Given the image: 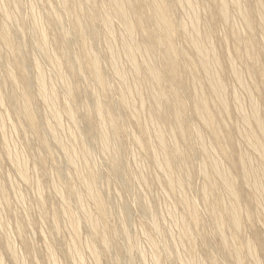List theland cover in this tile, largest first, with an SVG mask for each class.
<instances>
[{"label": "bare ground", "instance_id": "6f19581e", "mask_svg": "<svg viewBox=\"0 0 264 264\" xmlns=\"http://www.w3.org/2000/svg\"><path fill=\"white\" fill-rule=\"evenodd\" d=\"M42 1L48 3L47 9H45L46 12L44 11L46 18L43 19L42 16L35 15L37 12L40 15L41 11L34 9L36 11L33 13L34 17L31 16L34 20H32L33 22L30 21L33 23L32 26L35 31L29 43L37 50L39 56H34L30 60L31 65L34 66L37 72L36 77L33 79L26 74L22 65L23 45L15 42V34L19 36L22 33L23 37L26 35L23 34L24 29L22 27L25 18L24 22H20L21 19L18 22L17 15L14 16V12L11 13L14 9L11 8V12L7 8L4 9L5 4H1L3 6L0 7V10L1 8L4 9V11H1L5 16L4 20L0 21V60L5 59V68L0 75L13 87V94L8 97L13 115L24 117L27 128L41 135L33 107L32 85L35 81L36 86L39 87V98L46 104V107L48 105L49 116L54 119L55 124L49 119L47 120L51 138L65 152L66 158L73 169L77 167L79 158L84 160L85 164H88V157L91 156L90 150L84 143L83 133L79 130L80 119L75 114L77 107H75L73 101L69 100L77 95L80 87L77 83L73 85L70 82V78L63 67L65 66L75 77H81L85 73L89 74L93 84L90 85L88 94L94 100V109L92 110L93 115H91L92 112L89 111L88 106L82 104L85 107L84 109L87 108L84 119L90 130L98 133L103 153L112 152L109 158L111 174L120 175V161L113 153L115 145L111 143V137L118 138L125 132L129 133L128 130L124 131L119 127L117 115L110 111V106L116 103L126 110L129 118L133 120L141 132V134H132L133 142L157 165L158 169L161 170L160 172L164 173L168 189L178 194L184 213L177 224L182 239L181 244L183 241L184 249L185 246L188 248L185 264H205L202 259L196 258L195 254L196 245H194L195 238L192 227H199L200 216L197 201L194 198H189L188 191H186L191 173L184 170L186 163L191 162V159L187 155L188 152L182 145V141L186 142L188 133H193L199 141L200 150L209 160L208 165L203 163L200 166V171L203 172L206 179L202 196L203 200H212L208 203V211L215 222V230L221 239L220 244L229 247L228 238L223 229L226 226L225 221L227 219L235 231L232 234V247H230L236 264H244L241 257L244 248H247L248 254L255 259L256 264H261L259 258L256 257L254 243L251 240H245L244 243H239L236 240V230H240L242 224L241 195L243 194V188L235 183L234 175L216 154V150L207 147L204 130H208L212 135L220 155L230 160L234 158L232 148L236 144V140L233 133L227 131L229 127L227 117L230 114L232 104L228 99L229 97L226 96L228 91L226 90L225 73L229 70L238 81V84L242 86L241 88L248 89L246 92L250 96V111H248L241 97L233 93L235 95L233 106L237 110L240 121L239 124L234 125V129L242 137L247 149L256 155V160L258 159L256 167L253 166L252 157L249 154L245 151L239 154L238 162L241 165V177L250 185L251 192L247 198L248 202L254 204L253 206H256V208H264V114L260 109L259 100L250 90L249 85H246L248 83L242 79L243 71H246L249 76L261 75L264 80V71L261 65L264 63V44L261 45L262 42L260 43L261 40L258 35L259 33L264 39V0H203L202 3L199 0H58V7H55L49 0ZM30 3L33 6L35 2ZM96 3H100L101 7L96 8ZM199 3L202 4L207 13L210 12L209 15L207 14L208 18L206 20V17L204 18L206 25L204 28L202 27L203 29L200 28ZM5 6L7 7V5ZM180 8L187 16L186 21L177 20L175 17L174 13ZM29 9L31 12L33 8ZM237 15L243 21L245 29L243 33L242 29L236 28V19L233 20L234 22L232 21L233 16ZM219 22L230 25L229 35H227L236 45V55L243 60L244 68L237 66L235 57L230 54L229 50H227L228 52L225 50L221 52L214 43L213 31ZM115 23L123 31L122 34L118 30L122 34L121 37H123L120 39L122 40V46H120L125 54L124 56H127L129 61L130 72L120 65L121 52L115 50L118 46H114L115 42L113 44L114 39L118 37L116 36ZM49 27L58 28L59 34L51 38L48 31ZM71 34L79 41V46L75 50L70 41ZM225 35L224 38H227L228 36L225 37ZM102 37L108 40L106 55L109 68L118 79V83L121 84L119 88H115L118 96L114 99L107 95L114 87L108 80L106 70L103 69L101 55L95 50L96 44ZM182 41L187 45L182 44ZM156 53L159 54L158 57ZM224 59L226 62L222 66ZM42 62L52 65L56 78L54 80H57L58 85L68 98V100H64L61 106L58 101L59 93L56 83L51 82L52 80L49 81L50 83L48 82L53 71L52 74H48V76L50 74L51 76L47 78L48 72L46 73L43 69ZM184 73L190 75L189 80L184 79ZM129 74L133 77L132 82L128 80ZM2 84L0 82V104L4 102L5 96ZM92 85L96 86L95 88L99 91H96L95 88L90 91ZM98 92L104 94V99L99 97ZM259 95L264 100V83ZM144 96L150 101L148 118H144L141 109L135 107L137 98L142 99L141 107H146ZM187 99L191 103V112L197 117L201 126L195 127L186 123ZM133 107L137 109L132 110ZM63 113L68 116L70 123H72L70 125L72 127H69L70 145H67L60 138L57 131L60 125L62 128ZM161 118L163 120L171 119L172 126L164 127L161 124ZM8 121H12L10 123L12 127L23 129L21 124H15L10 113L6 110V113L0 116V128L3 129ZM150 127L153 128L152 138L149 134L151 132ZM0 143L5 148V153L10 162H13L18 176L20 175L24 180L29 181V170L26 167L28 161L23 151L9 149L6 137H3ZM41 143L47 147L46 136H41ZM78 143L82 145L80 149L75 146ZM77 168L74 170L77 172L78 177L80 176L82 179L85 192L73 189L72 194L80 204L79 211L92 234V238L98 239L100 245L106 248L110 239L101 230V220L106 221L108 219V208L97 189L98 174L88 167L85 170L79 169V171ZM210 172L216 176L214 179L211 178ZM219 185L222 188L223 195L214 197V199H212L213 197L210 198L213 192L211 190ZM36 187H38L37 191L41 190L38 184ZM63 198L61 199L64 206L62 213L53 217L54 227L59 226L58 219L60 216H66L74 234L72 245H69L71 254H76L79 261V257L84 258L81 255V248L86 246L88 250L90 249V255H93L92 257L99 263L100 252L98 248L91 241H81V237H78L80 227V221L77 219L79 218L77 217L78 214H75L68 200ZM139 202L146 209L147 204ZM38 203L44 205L42 200H39ZM86 203L94 205L95 213ZM171 209L173 210V208ZM246 214L250 215L249 211ZM171 215L174 216V214ZM154 219L151 221H154ZM157 222L150 223L154 234L159 233ZM79 235L81 234L79 233ZM127 235L128 233L125 232L126 238H128ZM148 236L150 245L154 249L155 264H161L158 240L151 233ZM204 237V241L207 242L208 236L205 235ZM256 237L264 248V236L260 232H256ZM13 246L7 241L6 251L9 252L15 264H23L17 252L14 251L15 249L12 248ZM164 246L166 248L168 246L167 249L169 250V245ZM167 249L166 252H168ZM132 250L133 247L131 252ZM50 252V263L57 264L55 252L53 250H50ZM181 254H176V256L178 255L177 259H181L179 258ZM74 255L73 258H75ZM0 258L2 259L1 254ZM207 258L211 264H218L213 255L208 254ZM22 261L24 260L22 259ZM75 262L77 261L75 260ZM80 262H84V260L81 259Z\"/></svg>", "mask_w": 264, "mask_h": 264}, {"label": "rangeland", "instance_id": "374dc122", "mask_svg": "<svg viewBox=\"0 0 264 264\" xmlns=\"http://www.w3.org/2000/svg\"><path fill=\"white\" fill-rule=\"evenodd\" d=\"M2 1H0V5H7V7L4 5V9L7 8V10L9 11L14 9L12 10V12H10H14V16L17 15L16 18L18 22L20 21V19V22H24L25 18V22L23 23L24 25L22 27L24 29L23 34H26L24 35V37L26 36V38L22 36V33L19 36L15 34V42L23 45L24 54L22 56V65L26 74L33 79L36 77L37 72L34 66L31 65L30 60L34 56H39L37 50L34 49L29 43L34 36L33 34L35 31L32 26L33 23H31L30 21L34 20V18H32L34 17L33 13L36 12L34 9H37V11L41 12L43 11V14L40 12L39 15V13L37 12L35 13V15L38 14L37 16H42L43 19L46 18L45 9H47L46 6H48V3H45L42 0H39V2L38 0H21L19 2L16 0H4L3 3ZM49 1L55 7H58V0ZM201 1L204 2L203 0H199L200 3H202ZM30 2L35 3L32 6V3ZM200 3L198 5L200 6V28L203 29L206 25L205 20L208 18L207 16L210 12L207 13V11L204 9V7H202V4ZM2 6L3 5H1L0 7ZM95 7L100 8V3H96ZM3 8H1L2 11H4ZM29 8H33L31 10L32 14ZM1 10L0 21L4 20L5 17L4 13ZM174 14L177 20H187V16L181 8L178 9V11ZM24 15H26L27 17H25ZM20 16L23 17L20 18ZM234 19H236V21ZM233 20L235 21V23L237 22V27H235L237 29L239 27V30L242 29L243 33L245 29L243 27V21H241L240 17L238 15L233 16L232 21ZM115 25L116 36L118 37H115L116 39H114L113 44L115 42L114 46H118L116 47L118 49L115 48V50H119V52H121L119 60L120 65L128 72H130V64L128 63L129 61L127 59V56H124L125 54L123 53L121 47L122 40L120 39L123 38L121 37L123 31L117 23H115ZM118 30H120L122 34H120V31ZM48 31L51 38H54L55 36H57V34H59L58 28L49 27ZM229 31V24L225 25V23L222 22L217 23L213 31L214 43L216 44L218 50L221 52L222 50H229L230 54L235 57L237 66L244 68L243 60L241 58H238L236 55V45L228 36ZM225 34H228V37ZM224 35L227 38H224ZM258 35L259 39L261 40L260 43L262 42L261 45H263L264 39L259 33ZM137 36L141 37L140 35ZM70 38L74 50L77 49L79 46V41H77L76 37H74L73 34H71ZM26 40L28 41L26 42ZM107 41L108 40H105V37H102V39L96 44L95 50L99 53V55H101L103 69L106 70L108 80L110 84H112V87H114V89L109 91L107 95L110 98L114 99L118 96L115 88H119L121 84L118 83V79L114 76L112 70L108 65L106 55V49L108 47ZM182 44L187 45V43L183 41ZM156 56L158 57L159 54L156 53ZM225 62L226 61L224 59L222 66L225 65ZM42 65L46 73L48 72L47 78L50 77L53 71L52 65L47 63L45 64L43 62ZM261 65L264 71V63H262ZM4 68L5 59H1L0 74L4 70ZM63 70L65 71L67 76H69L70 82L73 85L77 83L80 87L77 95L73 99L69 100L73 101L75 107H77L75 114L80 119L79 130L83 133V140L85 139L84 143L88 146L91 154V156L88 157L90 164L89 162L88 164H85V161L79 158L76 165L78 168H76L79 171V169L85 170L86 167H88L95 170L98 174L97 189L99 190L108 208V219L106 221L101 220V230L110 239V242L106 248H103L100 245L98 239L95 240L92 238V234L90 233L85 220L82 218L81 212L79 211L80 204L77 201L76 197L72 194V191L73 189H75L81 192H85L84 185L82 179L80 178V176L78 177L77 172L74 170L76 168L73 169V167L69 164L65 152L60 149L59 145H57L50 136V131L47 126V120L49 119L53 124L55 123L54 119L49 116L48 105L46 107V104L39 98V87L36 86L37 83L33 81L32 85V92L34 95L33 107L35 116H37V120L39 123V130H41V135H38L34 131H30L29 128H27L24 117H16L15 115H13L10 103L8 102V97L13 94V87H11L8 81L3 79L2 75H0V82L3 83L2 88L4 89L5 93L3 99L4 102L0 104V114L3 115L7 110V112H9L11 117L13 118L15 124L19 123L23 127V129L14 128L12 127V124H10L12 121H8L3 129L0 128V142L2 141L3 137H6L7 144L10 147L9 149H18V151H23L26 156V160L28 161V165L26 167H28L27 169L29 170V181L24 180V178L20 175L18 176L17 171H15L16 169L13 162H10L8 156L5 153V148L2 147V144L0 143V254L2 256V259L0 258L2 260H0V264H15L13 259L9 255V252L5 249L7 241H9L12 246L14 245L12 248L15 249L14 251L17 252V255L20 257V260L21 262H23V264H51L50 250H53L55 252L57 257V264H155L153 256L154 249L150 245L148 236L149 233L156 236L158 240L157 244L158 246H160L161 264H185L187 261L185 259L188 255V248H186L185 246L184 249L183 241L181 244L182 239L180 237L179 225L177 224L181 215L184 213L183 207L180 204L178 194H175L166 186L164 173L160 172L161 170L158 169L157 165L154 164V162H152L150 158H148L143 153L142 149L133 142L132 134H141L139 128H137L133 120L129 118V115L122 106L116 103L110 106V111L116 114L118 117L119 127L124 131L128 130L129 132L128 134L125 132V134H122L118 138H115L114 136L111 137V143L115 145V151L113 153L117 156V158H119L120 161V175L111 174L109 158L111 157L112 152L103 153L98 133L96 131L90 130L89 125L84 119V113L86 112L87 108L84 109L85 107H83L82 104H86L90 109L89 111L91 112L94 109V100H92V98H90L88 94L89 87L91 84H93L92 79L87 73L81 75V77H75L70 73V71H68L65 66L63 67ZM49 73H51L50 76H48ZM53 75L54 71L48 82L52 80L51 82L56 83L59 93L58 101L59 105L61 106L64 100H68V98L58 85L59 83L57 82V80H54L56 78L55 75ZM183 76L185 80L190 79V75H186V73H184ZM132 79V75L129 74V82H132ZM242 79L245 80L246 83H248L246 85H249L250 90H252L253 94L259 100L260 109L264 114V100L261 99L259 95V91L264 83L263 77L261 75L251 77L247 74L246 71H243ZM225 81H227L226 90L228 91V93L226 91V96L227 98L229 97L228 99L230 100V102H232L230 114H228L227 117V121L229 123L227 131L231 134L233 133V136L236 140V144L232 148L234 158L230 160L220 155L212 135L206 129L204 130L205 141L207 147L209 149L216 150V154L223 161L224 165L229 170H231L232 174L235 177V183L239 187L243 188V194L241 195L242 224L240 230H236V240L239 243H244L245 240H251L252 243H254L256 257L259 258L261 264H264V248L262 243H260V240H258L256 237V232H260V234L264 236V208H256V206H253L254 204H250L248 202L247 198L251 192L250 185L247 184L244 179H242L240 170L241 165L238 162V158L240 156L239 154L244 151L252 157L253 166L257 167L258 159L256 160V155L252 154L247 149L242 140V137H240L234 129V125L240 123L237 110H235L233 106L235 97L234 94L236 93L241 97L243 104L248 111H250V96L246 92L248 91V89L244 90L245 88H241L242 86L238 84V81L229 72V70H227L225 73ZM95 87L96 86L92 85L90 91ZM97 90L98 89H96V91ZM98 93L99 97L101 99H104V94H101V92ZM144 98L146 107H141L142 99L140 98L136 99L135 107L141 109L144 118H148L150 114V101H148V98H146L145 96ZM190 107V100L187 99V109L185 110L186 123L192 124L195 127L198 125L201 126V123L199 122L197 117H195L193 112H191ZM131 109L136 110L134 107ZM91 115H93V112ZM61 120L62 128L60 125L57 131L60 138L64 140L67 145H70L71 142L69 139V129L72 127L70 126L72 125V123H70L71 121L64 113L62 114ZM161 120V124L164 127L172 126L171 119L163 120L161 118ZM149 134L150 138H152L153 128H151V132ZM41 136L47 137V147L42 145ZM186 138V142L182 141V145L185 147L186 152H188L187 155L190 156L191 159V162H187L186 166L184 167L185 171H189L191 173V177L189 180L190 182L186 185V191H188V194L190 196L189 198H194L197 201V208L199 210L200 216L199 227H192L193 236L195 238L194 245H196V258L199 257L198 259H202L205 264H211L207 258L208 254H211L217 259L218 264H236L231 249V241L233 239L232 234L235 232L232 225L226 219V226L223 229L228 238L229 247H225L220 244L221 239L217 231L215 230V222L208 211V203L212 200H203L202 189L204 187V183H206V179L203 175V172L200 171V166L203 165V163L208 165L209 160L207 159V156H205V154L200 150L199 141L195 138L193 133H188ZM75 146L77 149H80L82 145L81 143H78L75 144ZM210 176L212 179L216 177L212 172H210ZM37 184L39 185V189L42 190V195L41 190L37 191ZM54 187H56L57 190ZM211 191H213L211 193L212 196L210 197H213L212 199H214V197L223 195L220 185L215 187ZM62 198L64 200L66 198L74 209L75 214H78V216H76L79 217L77 219H79L80 221V227L78 229V237H81L82 239L80 240H89L96 248H98L100 252L99 263L95 261V259L92 257L93 255H90V249L88 250L86 246H83L81 248V255L84 258L79 257V261L76 254V256L74 254H71V252L69 251V245H72L74 234L71 231L69 220L66 216L59 217V226H57L59 228L54 227V215H60L63 211L64 206L62 205ZM39 200H42L44 202V205H40L38 203ZM139 201L147 204L146 209L141 206ZM86 204L95 213L96 209L94 205L91 203ZM171 208H173V210ZM247 211H249L250 215L246 214ZM171 214L177 216L174 217ZM153 216H155L156 218L154 219ZM152 219H154V221H158V232L160 234H154V232H152V227L150 224L154 222L151 221ZM1 227L4 228L1 229ZM19 227L21 228L19 229ZM6 229L8 231V234ZM124 231L128 233V238H126ZM79 233L81 235H79ZM205 235L208 236L207 242H205L203 239L205 238ZM184 242L186 241L184 240ZM164 245L170 246V252L167 249L168 246L166 248ZM132 247L133 250L131 252ZM165 248L171 255H168V252H166ZM185 250L187 251V253ZM142 251L144 253V256L143 253H141ZM177 253L178 255L182 253L181 256H179V258L183 259L182 262L181 259H177ZM73 255L75 258H73ZM241 257L244 261V264H256L255 259L248 254L247 248H244ZM21 258L24 261H22ZM81 259L82 261L84 260V262H80ZM198 259L196 260L199 261ZM75 260L77 262H75Z\"/></svg>", "mask_w": 264, "mask_h": 264}]
</instances>
